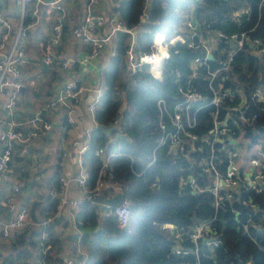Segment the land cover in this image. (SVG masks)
Wrapping results in <instances>:
<instances>
[{
    "label": "trees",
    "instance_id": "obj_1",
    "mask_svg": "<svg viewBox=\"0 0 264 264\" xmlns=\"http://www.w3.org/2000/svg\"><path fill=\"white\" fill-rule=\"evenodd\" d=\"M115 13L124 23L138 29L133 51L147 52L156 34L164 35L166 40L176 34L175 28L183 20V15L191 12L194 17L210 22L212 28L229 35L242 30H249L251 38H259L264 45V7L258 10L259 0H119ZM248 5L251 15L241 28L230 17L234 8ZM148 6V18L142 22L145 8ZM115 51L104 71L102 98L94 114L98 125H111L122 116L125 123L121 133L126 138L115 136L112 139L100 130L94 129L87 143L84 155L86 187L91 189L98 176L102 159L96 154L100 148L106 155H111L108 169L113 175L112 184L119 185L124 199L131 202V222L128 227L120 228L112 211H99L90 199L83 201L76 212L75 224L81 231V249L86 253L85 264H237L238 257L243 263L264 264V191H244L241 199L251 200L256 206V213H248L235 202L231 211L226 203L215 216L213 197L208 192L191 193L189 186L180 188L179 179L187 174L197 177L199 185L200 168L195 165L193 171L181 156L168 154L165 147L155 150L160 130L158 127L157 100L164 98L173 101L177 96L175 73L180 74V84H184L191 74L189 61L199 55L191 51L180 41L170 48L169 57L163 63L162 78L157 79L142 65L135 73L127 67L126 52L130 48V35L122 32L114 37ZM229 48V44H225ZM226 50V49H225ZM226 57V56H225ZM217 62H209L211 68ZM230 72L226 73L225 88L233 92L232 99L225 98V108L239 103L238 90H242L250 99V94L264 86L263 61L245 46L238 51L231 63ZM201 75L204 68H199ZM193 85L206 91V82L201 77L193 80ZM127 107L120 109L123 103ZM249 113L256 114L252 126L242 129L233 127L234 137L243 133L251 145L264 149V111L250 103ZM198 128L203 134L210 128V117L205 114ZM228 148H231L229 144ZM195 153L198 160L205 155ZM227 165V157L219 156ZM59 171L52 176L54 186L58 185ZM155 182L159 188L152 186ZM112 185L103 190V194L112 193ZM55 209V201L48 200L42 216ZM30 215L38 220L30 209ZM41 216V217H42ZM192 217H195L193 219ZM194 220L210 221L211 226L220 234V244L214 249L194 245L183 236L182 246L186 253L172 251L175 236L165 224L176 228L190 226ZM251 221L249 234H245L242 224ZM260 224V225H258ZM45 232L50 238V247L42 253L37 238ZM7 254L0 259V264H35L43 259L44 264H64L61 238L56 237L53 223L47 228L36 227L31 231L18 233L10 240Z\"/></svg>",
    "mask_w": 264,
    "mask_h": 264
},
{
    "label": "built area",
    "instance_id": "obj_2",
    "mask_svg": "<svg viewBox=\"0 0 264 264\" xmlns=\"http://www.w3.org/2000/svg\"><path fill=\"white\" fill-rule=\"evenodd\" d=\"M65 1L15 0L21 13L17 29H13L11 22L1 14L0 8V27L3 28L0 35V97L5 99L3 108L9 117L6 128L0 135L2 143L0 146V188L1 175L11 172L8 165L16 145H19L20 155H24L27 152V145L32 140L48 134L53 127L50 117L55 114L58 108L63 107L67 110L65 120L67 126L63 125L61 128L67 130V127L74 125L75 106L80 103L84 92V88L77 80L67 81L61 93L44 104L30 119L21 122L15 121L13 118L18 95L24 88L22 66L28 64L25 41L27 28L30 25L27 26L24 24V20L22 21L26 11L32 9L31 17L36 19L39 17V7H44L49 16L54 12V22L51 24L49 32L40 40L41 53L37 62L44 66L57 64L62 70H70L75 67L74 59L56 55V49L63 38L64 22L70 13L64 5ZM85 1L86 10L83 19L72 29L73 37L89 47L88 54L81 60L84 64L90 59L98 58L106 45L114 42V37L118 32L130 35V48L126 52V62L131 73H135L142 65H147L151 75L161 79L162 75L160 78L159 74L163 70V63L169 57L170 48L177 41L186 44V47L191 51L199 53L189 61L191 74L184 84H180L179 72L175 73L178 96L173 101L164 98L157 100L160 137L155 150L165 147L168 154L181 156L186 160L192 171L195 165L200 168L199 179L202 181V185H199L195 175L187 174L179 179V186L180 188L189 186L193 194L210 193L215 207L214 218L220 209H225L226 203L230 206L231 211H236L232 204L237 202L246 212L256 213L257 206L251 200L241 199L240 193L264 191V149L259 145H251L250 140L244 138L243 133L234 137L233 127L242 129V127L254 124L257 116L255 113L248 112L250 103L264 111V86L258 87L256 91L252 92L249 101L246 94L242 90H238L239 103L236 106L225 108V98L232 99L234 96L230 89L225 88V80L236 53L252 44V47L249 48L264 64V45L259 38L249 36V32L254 28L225 35L223 31L213 29L210 22L200 20L188 12L183 15L182 22L175 28L176 34L170 40H166L162 36L160 41L154 38L149 51L135 53L133 51L135 44L133 45L132 42L134 28L128 27L116 13L105 16L103 13L94 12L93 6L97 5L99 0ZM111 1L118 2L119 0ZM262 7H264V0H259L258 10L260 11ZM250 15L251 8L248 5L234 8L230 12L231 19L241 28L243 22ZM143 18L146 20L148 13H144ZM106 25L109 26L107 34L97 36ZM225 44H229V48H225ZM209 54H212V60L208 58ZM210 61L217 62V66L211 68ZM199 68L205 69L204 75L200 74ZM199 77L206 82V91L193 85V80ZM102 93L103 91H99L87 106V111L93 121V125L84 131V136L88 140L97 125L94 114L101 101ZM205 114L210 117V128L207 132L199 134L198 128ZM123 125L125 123L121 119V127ZM227 144L232 147L228 148ZM205 146L208 148L207 153L200 156L198 160L194 159L195 153L204 154ZM87 147L86 144L77 150L76 175L60 174L58 185L54 186L53 182L49 185L48 198L55 201V209L38 220H34L30 215L28 205L21 206L15 215L0 227V235L4 241H10L18 233L31 231L36 227L47 228L54 223L57 217L67 214L68 223L74 230V242L77 252L80 253V258L76 261L72 258L62 257L63 262L64 264H85L86 253L81 249L82 233L75 224L78 208L84 200H91L103 194V190L108 186L112 185L111 197L121 193L120 186L111 183L113 175L108 169L111 155H106L102 148L96 151V154L102 159V165L95 184L91 189L86 187L84 155ZM220 154H223L224 157L226 154L227 157V165L225 167L224 164V170H220V166L224 163V160L219 157ZM246 168H249V174L245 172ZM31 169L36 170L35 164H31ZM72 183L79 188L80 197L76 198L70 195L69 189ZM152 186L159 188L160 184L155 182ZM17 191L18 188H15L13 194ZM13 194L0 200V205L13 209ZM130 207L131 202L124 199L117 207L105 204L102 210L112 211L116 217L117 225L120 228H125L129 226L132 218ZM250 222L242 224L245 234H249ZM165 227L169 228L175 236V245L172 251L176 254L186 253L182 246L185 235L194 245L195 252L202 246L212 251L220 244V234L212 228L210 221L194 220L187 228H176L172 224H165ZM37 242L42 253H46L50 247V238L47 233L42 232L38 236ZM35 264H44V260H37Z\"/></svg>",
    "mask_w": 264,
    "mask_h": 264
},
{
    "label": "crops",
    "instance_id": "obj_3",
    "mask_svg": "<svg viewBox=\"0 0 264 264\" xmlns=\"http://www.w3.org/2000/svg\"><path fill=\"white\" fill-rule=\"evenodd\" d=\"M119 2L111 0H99L93 6V11L109 16L115 13ZM64 5L69 10V17L63 25V38L56 49L58 57H69L76 61L75 67L70 70H62L59 65L53 64L44 66L37 62L41 53L40 40L50 30L54 22V12L50 16L46 14L44 7H39V17L32 18V9L26 11L22 21L27 28V39L25 41L26 57L28 64L22 66V81L24 88L17 98V107L14 113L15 121H26L52 98L58 96L63 90L64 84L70 80H77L84 88L79 104L75 106L74 125L63 130L67 110L58 108L55 114L50 117L53 122L51 131L43 137L32 140L27 145V152L24 155L19 153V145H16L15 152L8 165L10 173L1 175L0 200L4 199L13 190L14 208H6L0 205V227L12 218L16 211L23 205H28L33 215L39 219L48 204V189L52 182V176L56 169L60 174L75 176L77 173L76 158L77 150L88 143L84 136L86 128L93 125V121L87 111L88 104L96 97L99 91H104L103 75L114 55V42L112 41L102 50L100 56L90 59L87 63L81 60L88 54V45L72 35V29L83 19L86 10L85 0H66ZM1 14L8 19L13 29H17L21 20V13L15 0H1ZM109 26H105L97 36L107 34ZM3 28L0 27V35ZM164 35L156 34L155 39L160 41ZM161 73L159 77L161 78ZM4 98L0 97V135L6 128L8 116L3 108ZM49 118V117H47ZM67 126V125H66ZM118 133L112 136L114 139ZM2 143L0 142V146ZM35 164L36 170L31 169ZM69 193L73 197H80L79 188L72 183ZM111 193L103 194L104 198L111 197ZM67 214H62L59 224L53 223V231L56 237L61 238V258H72L78 260L80 253L77 252L74 242V230L68 223ZM10 241H4L0 235V259L8 252Z\"/></svg>",
    "mask_w": 264,
    "mask_h": 264
},
{
    "label": "water",
    "instance_id": "obj_4",
    "mask_svg": "<svg viewBox=\"0 0 264 264\" xmlns=\"http://www.w3.org/2000/svg\"><path fill=\"white\" fill-rule=\"evenodd\" d=\"M47 1L51 2L52 0H47ZM148 10L149 8L147 6L144 10V13L147 14ZM144 21L145 19L143 18L142 22ZM138 31H139L138 29H134L133 31V36H132L133 45L136 42ZM249 47L251 48L252 44H249ZM208 58L212 60L213 59L212 54H209ZM126 107H127V103L124 102L120 109V112H123L126 109ZM121 119H122V116L118 115L117 122H115L114 124L105 125V126L97 124L95 126V129L100 130L103 134H105L108 137H110L113 133H118V137L126 138V136L121 133ZM91 201L95 203L97 205L98 210L101 211L105 204H108L111 207H117L120 203L124 201V196L122 193H117L111 198H104V195L100 194L99 196L92 198ZM62 218H63L62 215H60L54 220V223L59 224ZM192 218L195 219V217H192ZM236 259H237V264H243V262L238 257H236Z\"/></svg>",
    "mask_w": 264,
    "mask_h": 264
},
{
    "label": "rangeland",
    "instance_id": "obj_5",
    "mask_svg": "<svg viewBox=\"0 0 264 264\" xmlns=\"http://www.w3.org/2000/svg\"><path fill=\"white\" fill-rule=\"evenodd\" d=\"M245 172H246L247 174H249V173H250L249 168H246V169H245Z\"/></svg>",
    "mask_w": 264,
    "mask_h": 264
},
{
    "label": "bare ground",
    "instance_id": "obj_6",
    "mask_svg": "<svg viewBox=\"0 0 264 264\" xmlns=\"http://www.w3.org/2000/svg\"><path fill=\"white\" fill-rule=\"evenodd\" d=\"M155 65H156V62H155Z\"/></svg>",
    "mask_w": 264,
    "mask_h": 264
}]
</instances>
